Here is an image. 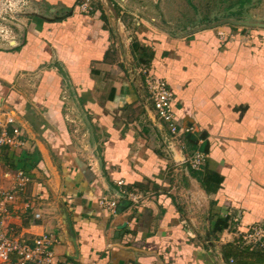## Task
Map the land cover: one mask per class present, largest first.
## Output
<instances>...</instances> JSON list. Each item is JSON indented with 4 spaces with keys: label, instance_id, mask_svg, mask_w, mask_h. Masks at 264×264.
Returning <instances> with one entry per match:
<instances>
[{
    "label": "crops",
    "instance_id": "0c3cea01",
    "mask_svg": "<svg viewBox=\"0 0 264 264\" xmlns=\"http://www.w3.org/2000/svg\"><path fill=\"white\" fill-rule=\"evenodd\" d=\"M24 1L34 11L0 41V119L26 141L1 151L2 187L32 176L18 232L53 234L55 264H264L239 236L264 229V6L254 21L177 34L157 0ZM143 69L169 84L196 150L156 119Z\"/></svg>",
    "mask_w": 264,
    "mask_h": 264
},
{
    "label": "built area",
    "instance_id": "2783aa9c",
    "mask_svg": "<svg viewBox=\"0 0 264 264\" xmlns=\"http://www.w3.org/2000/svg\"><path fill=\"white\" fill-rule=\"evenodd\" d=\"M24 0H16V3ZM89 1H86L81 9L89 11ZM223 36V33H219ZM12 39V38H11ZM10 39V40H11ZM4 41V39H2ZM144 83L153 102L155 117L166 124L173 139L179 140L185 149L183 139L188 134H193L195 129L186 127L180 129L177 124L174 111V93L169 84L162 78L152 76L147 69H143ZM26 141L20 127L16 126L14 119L6 115L0 119V153L4 149H23ZM206 156L201 150L195 151L186 164L192 171H200L205 164ZM9 187H0V264H55L54 245L59 240L51 233H42L32 239H27L14 225L13 220L19 218V213H26L33 209L31 200L25 198L26 191L32 182V176L25 170H19L11 177ZM122 186L123 182L117 183ZM135 200V198H132ZM102 208L115 213L116 202L102 198L99 201ZM39 213L33 214L34 220L40 219ZM248 244L260 245L264 248V229L255 227L248 233L239 234ZM234 261L231 259L230 264Z\"/></svg>",
    "mask_w": 264,
    "mask_h": 264
},
{
    "label": "rangeland",
    "instance_id": "374dc122",
    "mask_svg": "<svg viewBox=\"0 0 264 264\" xmlns=\"http://www.w3.org/2000/svg\"><path fill=\"white\" fill-rule=\"evenodd\" d=\"M262 5L264 0H157L154 14L161 13L162 6L164 27L172 33L189 34L202 29L223 30L230 24L254 21ZM33 11L28 1L18 4L16 0H0V41L10 40L18 21ZM2 183L0 178V186Z\"/></svg>",
    "mask_w": 264,
    "mask_h": 264
},
{
    "label": "trees",
    "instance_id": "16d2710c",
    "mask_svg": "<svg viewBox=\"0 0 264 264\" xmlns=\"http://www.w3.org/2000/svg\"><path fill=\"white\" fill-rule=\"evenodd\" d=\"M140 60H143V57H141ZM151 58H147L146 60H143L145 63L151 62ZM183 143L185 145V148H189L191 150H196L198 148L199 138L194 136L193 134H188L184 137ZM229 218L221 219L217 222L215 226V232H222L225 229L229 228ZM228 258L229 256L226 255ZM230 258V257H229Z\"/></svg>",
    "mask_w": 264,
    "mask_h": 264
}]
</instances>
